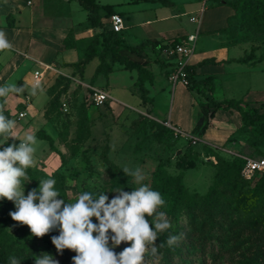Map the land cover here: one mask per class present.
Listing matches in <instances>:
<instances>
[{"label": "rangeland", "instance_id": "1", "mask_svg": "<svg viewBox=\"0 0 264 264\" xmlns=\"http://www.w3.org/2000/svg\"><path fill=\"white\" fill-rule=\"evenodd\" d=\"M32 1L33 5L28 7L26 0H14L20 5L17 10L21 9L22 13L20 16L15 12L12 14L15 17L17 15L23 24H26L27 17L32 11L39 17L42 13L52 14L55 9L53 3L56 0ZM216 1L208 0L205 4V19L219 15L220 10L218 13L214 11V7L219 5ZM225 1L230 3L235 0ZM109 2L121 3L124 0H110ZM140 4L143 7H152V3L149 2L141 1ZM0 7H2L0 13L3 17V13L8 12L9 9L7 0H0ZM140 7L139 3L124 5L121 14L125 26H129V29L123 31L122 34L129 42L135 43L142 36L141 29L136 27L137 22L140 21L139 17L152 16L150 10H147L145 14L132 15L135 8ZM71 8L76 11L73 13L76 20L85 21L86 12L77 0H73ZM165 8L163 10L165 13L174 15L179 14L175 12H179L181 7L179 4H173ZM188 18V16H183L171 20L180 27L193 31ZM245 19L248 23L252 22L249 15ZM57 22L59 24V21H55V26ZM228 30L235 42L248 44L253 48V59L257 62L264 60V23L259 26H243L233 21ZM50 39L51 37L48 36L47 40V36L42 35L39 38L42 45L35 40L32 49H29L27 53L42 60L53 55V40ZM68 39L69 37H66L67 42ZM8 53L13 52L8 51ZM83 53L79 46L76 51H68L64 55L68 56L66 60L76 61L82 57ZM5 54L0 57V62L6 57ZM57 57H61V54ZM62 59L65 60V58ZM40 69L38 64L30 61L19 64L17 72L23 80L20 88L24 89L23 92L15 94L19 99L23 98L25 93L32 94L36 89L31 85V77L35 70ZM251 70V73L243 69L240 73H235L236 78L234 80L229 78V82L219 88L220 90H217L215 95L237 101L263 100L264 65ZM48 79L50 83H53V77ZM69 80L70 84L74 82L72 79ZM132 80L128 72H115L110 78L111 87L103 88L108 90L116 100L130 108L117 101L111 102L116 106L113 109L108 103L95 107L88 103V93L83 90L80 82L77 83L78 86L69 84L67 92L62 96V99L69 102L68 114L60 112L58 107H49V114L53 121L52 129H55L57 134L59 133V137H56L53 142L55 148H50L49 144L37 139L36 148L40 145H47V147L40 154L36 151V154H39L34 158L36 164L26 170V178L21 181L25 197L31 190L39 188L40 180L52 178L56 181L55 188L60 193L58 199H64L65 203H75L78 195L83 192H90L94 195L106 192L110 202L118 195L114 192L118 188L123 187L124 191L130 192L140 186L132 176L125 175L123 172L125 167L130 170L141 169L145 176L141 183L150 186L153 172L158 166H162L170 175L181 174L182 183L191 194L204 195L211 186H214L217 192L214 198L216 225L209 228L207 217L209 208L203 202H196L193 210L190 211L178 207L174 216H167L172 225L168 231L182 236L179 242V245L184 243L180 245L182 256L176 254L172 257V262H169L167 256L160 252L159 248L156 257H153L150 252L145 254L144 264H264V192L260 197L251 195V192L255 193L253 192L254 187L261 173L255 172L250 177H245L241 173L230 176L223 168V163L238 158L236 155L254 159L264 158V150L258 146H252L250 133L241 128L224 142V146H227L225 149L234 154L222 153L221 150L200 143L193 144L191 140L179 135L169 136L163 133L157 125L143 121V118L149 119L148 111L136 108L141 107L138 104L140 95L131 94L129 87L135 82ZM156 81L157 84L158 82L162 84L163 78L157 75ZM106 82L107 76L101 75L94 84L104 87ZM64 83V80H60L54 92L60 91ZM181 87H176L172 93L170 85L165 84L162 91L153 93L152 108L154 111L151 115L155 118L171 116L172 123L176 124V116H183L182 114L185 113L186 118L191 119L192 124L195 125L194 130L191 131L192 136L203 141L205 137L200 129L205 125L211 109L205 104V106L199 104L192 110L191 101L203 99V95L196 90H184L186 87ZM32 104L34 105L35 101ZM257 106L258 104L255 107ZM30 120L31 115L29 114L18 121L16 127L23 128ZM180 157H184L187 164H193L194 168L180 167ZM115 177L123 179L118 186L113 184ZM239 195H245L250 199L244 210H238L235 207L234 199ZM3 201L4 199L0 200V204ZM14 211H16L15 206L9 209L6 218L0 224V250L7 264L10 256L23 258L22 264H35V257L42 253L52 256L57 264H73L76 252L69 249L58 252L52 244V238L60 234L59 227L43 237H34L26 225L12 220L9 213ZM145 218L149 220L151 226L154 217L146 216ZM92 222L98 224L94 217ZM163 234L158 233L156 244L160 243ZM108 235L109 247L117 255L130 247V243L123 242L113 247L110 237L114 234L109 231ZM216 236H219L220 240L216 239ZM205 239L207 241H204Z\"/></svg>", "mask_w": 264, "mask_h": 264}, {"label": "crops", "instance_id": "2", "mask_svg": "<svg viewBox=\"0 0 264 264\" xmlns=\"http://www.w3.org/2000/svg\"><path fill=\"white\" fill-rule=\"evenodd\" d=\"M42 1L46 0H41V2ZM109 1L110 0H96V4H98L100 7L98 14L101 17V22L103 25L108 27H110V25L109 15L106 7H109L112 13L119 14L121 16L124 5L139 3L141 7L135 8V12H132V15L145 14L147 13V10H150L152 13V16L146 15L144 17H139L140 21L137 22L136 27L141 29L142 36L140 40H136L137 42H129L126 36L122 34L123 31H127L129 29V26H125V23L123 24L122 31L119 33L120 40L118 51L120 55L127 56L132 62L140 64L144 67V69L151 73L153 77L152 82H144V87L147 91L148 102L144 104L140 99L138 104L141 107L136 108L144 109L146 112L148 111V118L158 123L169 122L182 133L183 137L185 136L195 139L198 141L197 143L216 148L219 151L222 148H226L227 146H224L226 139L231 135L233 136L234 132L239 130L242 126L240 115L235 110H223L222 107H219L216 110L210 108L211 110L208 113L205 125L201 126L200 129L201 134H203L205 137L203 141L192 136L191 131L194 130L195 125L192 124L191 119L186 118L185 113L182 114L183 116H176V124L172 123L173 118L171 116H168L167 118H155L153 115H151V113L154 111L152 108L153 93L162 91L163 85H170L172 93L178 86H182L181 88H184L183 85H172L168 82L165 75V67L161 66L158 60L160 57L159 47L164 42L175 38L185 37L186 35L193 33L194 29L195 31L198 29L196 50L194 55L188 60V67L191 70L194 81L198 82L210 78L212 89L207 88L202 91L201 89L203 88V85L184 88V90H196L203 95V99H193L191 101L190 108H192V110L199 106V104H205L207 106V103L211 100H233L219 97L215 95V92L217 90L219 91V88L225 85L226 82H229V78L234 80V78H236L235 73H240L242 69L247 73H251V69H256L257 66L259 68L262 64L264 65V60L257 62L253 58L248 59L246 62L241 61L248 57V55L251 53V49L253 48L248 44L235 42V39L232 38L231 33H229V19L234 14L233 10L225 4L224 0H217L216 2L219 3V5L217 4V6L214 7V11L218 13L220 10L219 15L205 19L203 14L201 21L197 26V24L191 22L189 18L195 15L196 11L198 10L200 6L199 0H124V2L121 3H111ZM141 1L152 3V7H143V5L140 4ZM7 3L9 7L8 12L3 13V17L0 13V31L5 33V36L12 45V48L0 51V57L4 56V53H6V57H4L2 59L3 61L0 62V86H4L9 83L17 84L18 87L22 86L23 80L18 75L17 70L19 64L24 63V61H30L38 64L41 67L40 70L43 69L44 65L51 67V69L45 70L43 72L41 83L35 89V94L25 93L24 97L21 99H19L15 94L9 95L7 98L0 97V104L3 105V111L7 112L9 119L16 121V126L18 121L26 118L29 114L31 115V120L26 124L25 127H16V135L13 138H9L12 142L18 143L19 145V140H21L24 136L23 134L26 133L34 134L36 139L39 140L42 139L39 138L38 134L42 133L46 136H49L52 142H55L56 137H59V133L57 134L55 129H52L53 121L52 116L49 114V107L55 95L54 89L56 88V80L58 77L66 78L67 76H70L74 81L71 82L70 85L78 86L77 83L80 82L84 88V91V85L99 89H108L111 87L109 84L110 78L114 76L115 72H128L130 78L136 81L137 72L135 70H125L123 65L116 62L110 63L107 60L112 70L107 74L106 85L104 87L96 86V84H94L95 80L99 79L101 75L104 77L103 73L95 75V70L99 65L97 57H94L85 66L82 77L79 76L74 64L84 58L87 47L89 46L93 36L95 34H99V30L91 28V25L87 21V12L85 10V21H79L76 20L77 18H74L73 13L76 11L71 8L73 0L54 1L53 4L55 9L53 10L52 14L42 13L41 16L38 17L35 12H30L29 16L27 17L26 24L21 23L20 18L17 15L15 17L12 14L15 12V14H18L19 16L21 15V9L20 11L17 10L20 8V5L14 2V0H7ZM173 4H179L181 7L179 12H175L179 14L170 15L169 13H165V11H163L166 9L165 7L171 6ZM32 5V0H26V6L30 7ZM1 8L2 7H0V12ZM183 16L189 17L188 23L192 25L193 31L186 30L171 20L173 18L177 19L178 17ZM180 19L179 22L181 21ZM55 21H59V24L57 22L56 26L54 25ZM25 33L27 34L24 36ZM42 35L47 36V40L48 36L51 37L50 40H53V55L44 58V60L38 58L36 59L27 53L29 49H32V45L35 44V40H38L39 42V38L42 37ZM66 37H69L68 42ZM146 41L155 43V46L149 45L140 53H131L129 50H127L128 47H134ZM39 43L42 45L41 42ZM79 46H81V49L84 52L82 57H79L76 61L66 60L68 56L64 54L68 51H76ZM101 50L102 47L98 46L97 53H99ZM8 51L13 53L10 54ZM60 54L61 57H57ZM252 55H254L253 52ZM62 58H65V60ZM157 75L163 78L162 84L161 82H158L157 84ZM50 77H53V83H50L48 79ZM86 77L88 79H85ZM32 78L33 74L31 77V85ZM134 84L135 82H133V86L131 85L129 87L131 94L136 96L140 95ZM105 91L111 95L108 90ZM26 96H30V103H26ZM111 97L112 101H110L108 104L112 109L116 108V106L111 103L114 101H117L125 107L130 108V106L121 103L119 100H116L112 95ZM34 101L35 104L33 105L32 103ZM242 102L248 103L250 106H256L257 103L264 102V99H253L251 101L242 100ZM37 107H39V109H37ZM21 111H25V115L24 117L19 118L18 113ZM198 124L200 125V122H198ZM4 141L5 140L0 137V147ZM43 141L47 143V141ZM233 143L236 144L235 141H233ZM46 147L47 145H40V147L37 146L36 151H39L40 154ZM39 154H36L35 152L34 158L39 156Z\"/></svg>", "mask_w": 264, "mask_h": 264}, {"label": "clouds", "instance_id": "3", "mask_svg": "<svg viewBox=\"0 0 264 264\" xmlns=\"http://www.w3.org/2000/svg\"><path fill=\"white\" fill-rule=\"evenodd\" d=\"M11 48L5 33L0 31V51ZM23 90L17 84H6L0 86V97L7 98ZM15 129L16 121L4 115L0 104V137L8 141L16 135ZM19 141L18 146L11 144L0 150V200L14 202L16 211L9 215L18 224L26 225L34 237H43L59 227L60 234L52 238V244L58 252L64 249L76 252L73 264H144L146 253L156 257L158 249L165 244L168 248L179 245L182 236L168 231L172 225L167 213L158 211L165 200L158 191L141 183L145 176L139 168L125 167L123 172L140 186L130 192L118 188L114 191L118 195L110 202L106 192L98 195L83 192L75 203H65L64 199H58L60 193L52 178L40 180L39 188L25 197L21 181L26 178V170L36 164L37 139L34 134L26 133ZM146 216L154 217L151 226ZM93 217L98 224L92 222ZM109 231L114 234L113 247L122 242L130 243V247L117 255L109 247ZM165 232H168L166 241L156 244L158 233ZM22 261L23 258L10 256L8 264H22ZM35 264H57V261L42 253L35 257Z\"/></svg>", "mask_w": 264, "mask_h": 264}, {"label": "trees", "instance_id": "4", "mask_svg": "<svg viewBox=\"0 0 264 264\" xmlns=\"http://www.w3.org/2000/svg\"><path fill=\"white\" fill-rule=\"evenodd\" d=\"M151 1V0H145ZM78 4L87 12V21L91 25V28L98 29L99 34H95L87 47V51L83 59L79 60L77 63L74 64L77 73L79 76L82 77L83 70L85 66L94 58L97 57L99 61V65L95 70V75L99 73H103L107 76L108 73L111 72L110 63H119L124 66L125 70H135L137 72V78L135 81V87L140 93V99L142 103L148 102L147 91L144 87V82L149 81L152 82L153 77L151 73H149L143 66L136 62H132L127 56L120 55L118 48H119V33H115L112 29L106 25H103L101 22V17L98 14L99 5L96 4V0H77ZM225 4L232 8L234 14L229 19V28L233 21H236L238 24L243 26H259L264 23V0H235L234 2H226ZM259 4V5H258ZM107 8V12L109 17L114 14L112 13L109 7ZM112 13V14H111ZM249 15L250 19L252 20L251 23H248L245 17ZM254 23V24H253ZM261 23V24H258ZM232 36V34H231ZM176 39V38H175ZM152 45L155 46V43L151 41H146L141 43L140 45L134 47H128L131 53H140L142 52L147 46ZM101 46L102 50L97 53V47ZM253 49H251V53L248 55L246 59L241 61L246 62L248 59L252 58ZM108 58V59H107ZM108 60V61H107ZM159 63L161 66L165 67V75L168 76L169 64L164 62L161 57L158 58ZM168 68V69H167ZM189 73V82L190 85L188 87H196L203 85L201 89L204 91L207 88L212 89L211 79H205L203 81H194L193 75L191 74V70L188 68ZM60 80H64L65 83L63 84L60 91L55 93L53 97V101H51V106L58 107L60 105V98L67 92L70 84V80L65 77H58L56 80V85L60 84ZM258 106H250L248 103H243L242 101L237 100H223V101H216L211 100L207 103V106L213 110L222 107L223 110H235L238 112L241 118V129L247 130L251 136V145L254 147H260L264 150V102L257 103ZM4 115L8 117L6 111H4ZM9 118V117H8ZM143 121L149 122L150 124L157 125L163 133H166L169 136L173 135V132L168 129L167 127L163 126L161 123H158L152 119L143 118ZM39 138L42 140L47 141L50 148H54L53 142L49 136H46L42 133L38 134ZM11 144H15L18 146V143L12 142L10 139L8 141H4L3 145L0 147V150H3L4 147H7ZM56 152L58 150L54 149ZM59 152V151H58ZM244 165V161L241 158H234L231 161H225L223 163V168L225 169L226 173L230 176L232 175H239L241 173L242 167ZM179 166L183 169H190L194 168L193 164H187L185 162L184 157H180L179 159ZM217 176V175H216ZM123 179L120 177H115L113 184L114 186H118ZM150 189L154 191H158L162 198L165 200V205L161 207L160 211H164L167 213V216H174L175 210L178 207L184 208L185 211L193 210L194 204L198 201L205 203L209 208L208 211V226L209 228H213L216 225L215 222V215H216V207L214 206V198L217 195V192L214 186H211L207 193L204 195H198L196 193H189L188 190L184 187L182 183V175L179 174L177 176L170 175L166 172V170L162 166H158V168L153 172L152 181L150 184ZM255 193L251 192V195L255 197H260V195L264 192V171L261 172V177L255 184L254 191ZM250 199H248L245 195L237 196L234 201L236 203L235 207L238 210L245 209L247 203ZM15 206L14 202L8 201L4 199V201L0 204V224L6 218L9 209ZM168 236V232H165L160 241H166ZM112 237V236H111ZM110 237V239H111ZM216 239L220 240L219 236L215 237ZM204 241H207L205 239ZM184 243H180L183 245ZM180 245L174 248H168L167 245L163 248H160L159 251L162 252L167 256V260L172 262V257L176 254H181ZM0 264H7L5 259L2 256V251L0 250Z\"/></svg>", "mask_w": 264, "mask_h": 264}, {"label": "built area", "instance_id": "5", "mask_svg": "<svg viewBox=\"0 0 264 264\" xmlns=\"http://www.w3.org/2000/svg\"><path fill=\"white\" fill-rule=\"evenodd\" d=\"M200 6L198 10L196 11V15H193L189 18V20L197 26L199 25L201 21V17L205 12V4L208 0H199ZM123 18L119 14H112L109 17V25L113 32L120 33L123 29ZM198 36V29L191 34L186 35L185 37L172 39L170 41L164 42L159 47V54L161 59H163L164 62L169 64V74L167 76V80L172 85L180 84L184 87H188L190 85L189 82V73H188V60L194 55L195 48H196V40ZM51 69L50 66L44 65L42 70H35L33 73L32 78V86L34 88H37L42 80L43 72L45 70ZM66 78L72 79L70 76H67ZM73 80V79H72ZM85 86V91L88 93V103L95 106L100 107L103 106L106 103H109L112 101L111 95L103 90L96 87ZM26 103H30V96L25 97ZM69 102L60 98V105L59 110L62 113L68 114L69 112ZM25 115V111H21L18 113V117L22 118ZM163 126L170 129L175 136L179 135L182 136V133L178 131L177 128H175L173 125H171L169 122H163L161 123ZM186 139H189L192 141L193 144L197 143L198 141L195 139H191L189 137H185ZM223 153H229L234 154L233 152H230L229 150L222 148L220 149ZM237 157L241 158L244 161V165L241 170V174L245 177H250L253 175V173L258 172L261 173L264 171V158L254 159L250 157L245 156H239Z\"/></svg>", "mask_w": 264, "mask_h": 264}]
</instances>
